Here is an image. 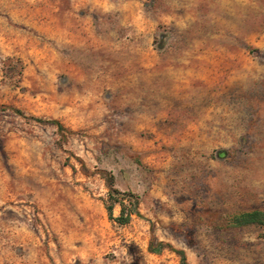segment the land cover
Masks as SVG:
<instances>
[{
  "label": "rangeland",
  "instance_id": "obj_1",
  "mask_svg": "<svg viewBox=\"0 0 264 264\" xmlns=\"http://www.w3.org/2000/svg\"><path fill=\"white\" fill-rule=\"evenodd\" d=\"M255 209L264 0H0V264H264Z\"/></svg>",
  "mask_w": 264,
  "mask_h": 264
},
{
  "label": "trees",
  "instance_id": "obj_2",
  "mask_svg": "<svg viewBox=\"0 0 264 264\" xmlns=\"http://www.w3.org/2000/svg\"><path fill=\"white\" fill-rule=\"evenodd\" d=\"M36 120L40 123L50 122L52 124L57 125L59 128H61V125L56 121H46V120L41 119V118H37ZM225 153H226V151H224V150L218 151L217 156L219 158H221L225 155ZM115 193H117V191H115V190H111V192L109 193V199L110 200H109L108 204L106 205L108 215L110 218H112L114 204L119 202L121 205V210H120V214L117 217H115V219L121 224L127 223L130 219L131 211H129V212L125 211L126 210L125 205L121 201L115 199V197H114ZM231 224L233 226H243V225H249V224L264 225V210L255 209L252 211L243 212V213L234 215L231 218ZM160 244L163 245V243H160ZM177 252L180 255V257L182 259H184V252H182V251H177Z\"/></svg>",
  "mask_w": 264,
  "mask_h": 264
}]
</instances>
